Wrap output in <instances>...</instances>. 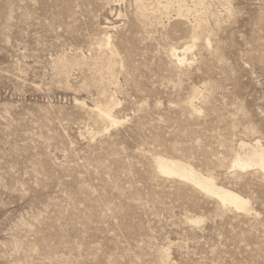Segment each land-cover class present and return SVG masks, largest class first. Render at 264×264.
<instances>
[{"label": "rangeland", "instance_id": "obj_1", "mask_svg": "<svg viewBox=\"0 0 264 264\" xmlns=\"http://www.w3.org/2000/svg\"><path fill=\"white\" fill-rule=\"evenodd\" d=\"M257 141L264 0H0V264H264Z\"/></svg>", "mask_w": 264, "mask_h": 264}, {"label": "bare ground", "instance_id": "obj_2", "mask_svg": "<svg viewBox=\"0 0 264 264\" xmlns=\"http://www.w3.org/2000/svg\"><path fill=\"white\" fill-rule=\"evenodd\" d=\"M67 65L68 63L63 61L62 66L67 68ZM102 114L108 117L111 116L108 110H103ZM243 145L247 146L248 143L244 142ZM248 149L249 152L246 154V157L238 158L237 164L245 165L252 162H260L261 164H264V146L260 143V141H257V143L250 146ZM156 161L162 172L176 174L191 180L206 191L217 195L223 201L222 203H233L237 208H239V210L240 208H246L248 203L246 199L233 190L218 185L213 177L202 174L189 163L180 159L168 158L164 156H158Z\"/></svg>", "mask_w": 264, "mask_h": 264}]
</instances>
